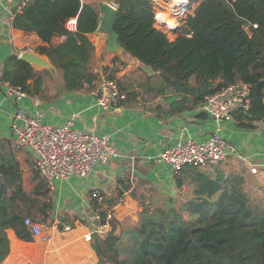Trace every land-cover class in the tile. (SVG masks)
<instances>
[{"label":"trees","instance_id":"16d2710c","mask_svg":"<svg viewBox=\"0 0 264 264\" xmlns=\"http://www.w3.org/2000/svg\"><path fill=\"white\" fill-rule=\"evenodd\" d=\"M116 3L119 42L126 53L160 75L158 92L172 90L179 102H186L191 93L199 103L206 94L244 81L252 87V107L234 119L248 129L264 122V0H203L188 13L174 40L155 26L150 0ZM73 17L75 31L67 28ZM101 18L99 5L88 0H28L16 11L13 26L49 44L37 51L59 71L62 91H81L93 88L99 79L88 35L99 29ZM55 37L64 39L54 44ZM46 75L52 76L14 53L4 64L2 80L35 96L44 91ZM193 78L198 87L191 84ZM193 168L194 183L183 201L165 199L156 207L143 203L139 222L127 233L117 234L111 218L110 232L96 234L92 241L97 264H264V205L252 198V182L241 170L214 177ZM32 174L34 185L28 189L11 141L0 145V264L11 251L8 229L32 241L25 217L43 223L51 219V190L36 169ZM99 214L105 223L108 212L100 209Z\"/></svg>","mask_w":264,"mask_h":264},{"label":"crops","instance_id":"0c3cea01","mask_svg":"<svg viewBox=\"0 0 264 264\" xmlns=\"http://www.w3.org/2000/svg\"><path fill=\"white\" fill-rule=\"evenodd\" d=\"M27 2L0 0V145L11 141L25 180L31 176L32 181L36 169L33 154L27 148L17 147L12 130L14 114L20 106L45 124L63 125L72 118L76 129L108 135L118 156L98 165L88 177L71 176L57 181L50 191L54 207L50 221L42 222L43 235L26 241L14 229H8L11 251L1 264H97L93 240L86 241L85 236L101 224V219L96 218L100 209L114 217L116 233L121 234L128 228V221L139 222L143 203L156 207L159 200L173 199L179 203L187 198L194 183L193 167L209 171L214 177L241 170L248 182L264 184V122L248 129L235 119L217 121L205 112L204 100L195 102L194 94L188 93V100L179 102L180 97L172 90L158 92L162 85L160 75L125 51L119 54L108 51V35L103 30L88 35L95 47L94 71L99 76L113 75L119 79L124 94L120 110H105L97 104L91 93L96 83L91 89L62 91L59 71L58 76L50 72L52 76L46 75L40 95L27 93L20 100L8 95V82L2 80L6 60L14 53L20 56L25 49L37 51L40 45H49L36 33L13 26L16 11H21ZM168 19V23L174 21ZM182 25L173 36L168 35L171 40L181 33ZM63 39L55 37L53 43ZM137 73L146 74L143 81L129 84L121 81L125 75ZM191 84L198 87L194 78ZM144 90L150 93L151 100L142 99ZM219 126L222 136L237 148L238 154L215 165H188L177 172L160 159L166 147L190 138L206 140ZM250 163L259 165L260 174L251 172ZM178 176L184 182L182 186H178ZM95 189L101 191L102 203L91 197ZM97 201L101 208H95Z\"/></svg>","mask_w":264,"mask_h":264},{"label":"built area","instance_id":"2783aa9c","mask_svg":"<svg viewBox=\"0 0 264 264\" xmlns=\"http://www.w3.org/2000/svg\"><path fill=\"white\" fill-rule=\"evenodd\" d=\"M150 2L154 7L155 26L167 35L177 33L188 13L197 3L195 2L191 9L187 10L190 0H150ZM111 4L118 8L117 3ZM168 18L174 21L168 23L166 22ZM67 28L71 31L76 30L77 17L68 20ZM251 90V85L244 81L225 85L205 95L204 110L217 121H233L236 113L251 110ZM91 93L102 109L120 110L122 107L124 94L117 77L106 74L99 76ZM7 94L15 96L17 100L27 96V92L21 87L10 83L7 85ZM12 130L17 147L27 148L33 154L35 168L50 190L59 180L71 176L88 177L98 165L107 164L118 156L108 135L76 129L73 127L72 118L63 125L45 124L37 116L19 106L14 114ZM233 154H238V150L222 136L219 126L206 140L197 141L190 138L166 147L160 159L177 172L188 165H215ZM250 166L253 174H260L259 165L250 163ZM90 195L102 203L103 195L99 189L93 190ZM111 217L112 215L109 214L105 223L88 232L85 240L92 241L95 233L107 235L110 231ZM96 218L100 220V214H97ZM24 222L32 236L43 235L42 222L35 221L31 217H25Z\"/></svg>","mask_w":264,"mask_h":264},{"label":"water","instance_id":"95a60500","mask_svg":"<svg viewBox=\"0 0 264 264\" xmlns=\"http://www.w3.org/2000/svg\"><path fill=\"white\" fill-rule=\"evenodd\" d=\"M200 1L202 0H190L187 5V10H190L195 2L198 3ZM99 7L102 12L99 29L105 31L108 35L107 49L112 53L119 54L125 49L120 44L119 35L115 31V23L118 18V8L114 7L111 3L104 1L99 2ZM19 57L31 64L35 70H48L53 76H58V70L53 65L50 58L41 52L32 49H25L20 53Z\"/></svg>","mask_w":264,"mask_h":264},{"label":"rangeland","instance_id":"374dc122","mask_svg":"<svg viewBox=\"0 0 264 264\" xmlns=\"http://www.w3.org/2000/svg\"><path fill=\"white\" fill-rule=\"evenodd\" d=\"M89 1H91V2H93L95 4H97V5H99V2H101V1L110 2V3H116V0H89ZM200 3H198V4H200ZM193 14H196V12H194ZM145 76H146V74H144V73H137V74H134V75L127 74L121 79V81L124 82L125 84H129V83H133V81H135V82H137L138 80L143 81ZM148 78L150 79L151 77H148ZM141 96H142V99H144L146 101H149V100L152 99V96L150 95V93L145 91V90L142 91ZM30 179H31V176H30V178L26 177V180H25V186L28 189H30L31 186H32V183H31L32 181ZM250 184H251L250 189H251V193H252V198L254 200H256L257 202L260 200L262 205H264V184H263V182H253V183H250ZM162 204H163V200H159V202L157 201L155 206H158V205L160 206ZM139 220H140V217H138V221ZM136 221H128L127 224L129 226H128L127 229H125V232H123V233H127V231L132 229L136 225L135 224Z\"/></svg>","mask_w":264,"mask_h":264},{"label":"bare ground","instance_id":"6f19581e","mask_svg":"<svg viewBox=\"0 0 264 264\" xmlns=\"http://www.w3.org/2000/svg\"><path fill=\"white\" fill-rule=\"evenodd\" d=\"M199 3V2H198ZM197 4V3H196ZM169 19L166 20V22H168Z\"/></svg>","mask_w":264,"mask_h":264}]
</instances>
